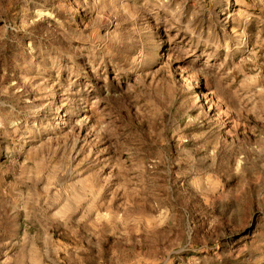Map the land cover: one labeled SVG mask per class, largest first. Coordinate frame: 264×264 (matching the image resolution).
<instances>
[{
	"label": "rangeland",
	"instance_id": "374dc122",
	"mask_svg": "<svg viewBox=\"0 0 264 264\" xmlns=\"http://www.w3.org/2000/svg\"><path fill=\"white\" fill-rule=\"evenodd\" d=\"M0 264H264V0H0Z\"/></svg>",
	"mask_w": 264,
	"mask_h": 264
}]
</instances>
